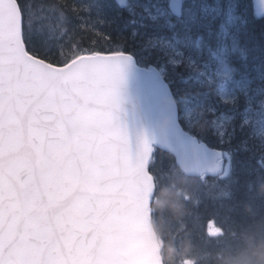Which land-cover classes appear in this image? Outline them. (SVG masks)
<instances>
[{
	"label": "snow or ice",
	"instance_id": "6c2138e0",
	"mask_svg": "<svg viewBox=\"0 0 264 264\" xmlns=\"http://www.w3.org/2000/svg\"><path fill=\"white\" fill-rule=\"evenodd\" d=\"M46 11L0 0V264H165L149 220L152 149L145 141L134 162L113 122L124 53L78 55L64 67L38 59L31 41ZM174 12L173 38L194 47L209 72L247 70L240 41L254 36L243 0H180ZM256 16L264 18V0ZM258 50L253 67L264 79ZM207 234L223 231L212 220Z\"/></svg>",
	"mask_w": 264,
	"mask_h": 264
},
{
	"label": "trees",
	"instance_id": "16d2710c",
	"mask_svg": "<svg viewBox=\"0 0 264 264\" xmlns=\"http://www.w3.org/2000/svg\"><path fill=\"white\" fill-rule=\"evenodd\" d=\"M149 1V0H148ZM29 2H35L40 5H48L51 7H59L58 21L66 27V32L62 35V38L47 39L44 42H39L37 39L32 38L31 48L39 57L48 58L49 60L60 62V58L67 61L71 57H75L82 51H105V50H123L134 54L138 61L143 65L156 64L166 67L168 71V78L177 100L181 101L184 97L190 96L192 93L197 95L203 100L197 101L201 104V108L197 111L198 116L195 120L187 123L191 131L197 133L202 139L209 142L211 145L225 149L229 152L232 162L231 171L223 176L214 180H208L201 182L203 185L185 187L180 184V187H175L170 180V184L173 187H167L168 178L165 176V172L162 169H167V163H171L170 169L176 175L174 180L178 176H182L170 154L162 151H155L154 159L150 166V171L157 177H163V180L158 181L157 190L154 196L152 205V221L157 230L160 233L161 238L165 241L168 249L169 239L166 236L167 231L161 225L163 221V208L164 216L168 204L171 202H177L179 200L185 202L184 207H179L181 214L186 213H198L200 212V218L198 221H194L193 217L181 218L182 227H187L186 231L192 230V227H200L203 229V237L209 241L227 240L230 239L232 233H236L234 236L242 234V231L248 229L245 227L249 225L248 219L240 214L232 213L225 214L223 209L224 205L222 200L227 202V198H232L233 187L236 179L239 178V188L236 189L242 195V191L246 190L245 181L248 180L252 184L250 189L253 191L257 187L255 183L260 181L264 185V134L254 126L253 123H246L244 120V109L246 106L252 105L264 113V79L258 78V72L253 67L256 64L261 63V60L253 58L254 49L251 47L250 42L255 41L259 46L264 45V37L261 36V31L264 29V18L256 16V7L258 0H243L245 15L249 21L247 26L254 39H242L240 45L242 48L247 49L248 59L239 60L240 64L247 63V70L243 67L239 70V75L244 77V86L238 92V96L233 100H226L218 96V100L213 102V94L216 89L214 85L199 84L193 80V72L190 67V60L182 58L178 60L174 51L165 47L164 45L153 42L155 36L161 32L169 31V29L163 26V31L156 28L157 22L145 18L144 9L142 7L134 6V9L123 10L118 12L115 9L110 8L108 13L109 2L108 0H87V5H83L82 2L73 0H29ZM100 9L99 13L104 11L102 18L108 22L103 24V21L99 22L98 17L94 15L93 8ZM61 15H67L64 21L59 18ZM89 16V17H88ZM102 16V15H101ZM100 16V17H101ZM91 17V18H90ZM99 17V18H100ZM135 17L140 19H134ZM95 20L97 24L96 28H91L87 25L86 20ZM58 21H51V24L57 25ZM165 22V20H163ZM72 22L76 25L72 27ZM85 25L84 27H79ZM78 28V29H76ZM112 31L111 33H109ZM185 53L189 52L188 47H183ZM264 59V57H261ZM264 72V68L260 70ZM251 80V83H249ZM194 83V84H192ZM223 84V83H221ZM192 85L194 87H192ZM224 107L226 110L233 114L232 120L229 123V133L223 139L219 133L212 129L209 123L211 116V109L205 110L207 107L212 108ZM205 110L204 112H202ZM202 113V114H201ZM251 140L255 141L254 145H251ZM166 158H165V157ZM245 164V166H244ZM244 167L241 174L237 175L238 168ZM258 168V170H257ZM161 170V173L159 171ZM170 171V170H168ZM253 172V173H252ZM184 178V177H181ZM196 179V178H195ZM192 181V180H191ZM242 181V182H241ZM199 184V183H198ZM167 188L171 191H180L184 197L178 199L173 192H167ZM182 188V189H181ZM205 195H211L222 197L218 199L219 203L204 206L205 201L203 197ZM239 196V198H241ZM164 200L168 204H161ZM190 204V205H189ZM217 208V210L215 209ZM260 214L264 217V200L262 206L258 208ZM215 220L217 226H219L223 234L217 237H211L207 234V224L209 221ZM160 222V223H159ZM230 232V234H229ZM231 241V240H230ZM229 241V242H230ZM234 243H231V245ZM241 241H239V247ZM226 248V247H225ZM223 248V249H225ZM165 252V250H164ZM166 255V253H165ZM166 261L168 258L166 255ZM170 264V263H167ZM199 264V263H198Z\"/></svg>",
	"mask_w": 264,
	"mask_h": 264
},
{
	"label": "water",
	"instance_id": "95a60500",
	"mask_svg": "<svg viewBox=\"0 0 264 264\" xmlns=\"http://www.w3.org/2000/svg\"><path fill=\"white\" fill-rule=\"evenodd\" d=\"M117 1L122 7L125 6V0ZM179 3L180 0H170L174 14ZM119 70L121 79L112 116L115 125L127 133L134 162L143 158L142 146L147 141L151 149L152 142L162 149H170L183 170L185 167L189 169L188 175L205 178L216 176L224 170L223 153L204 142L199 143L197 137L181 127L172 92L158 68L138 67L135 58L124 53L119 59ZM148 163L149 159L145 162L146 174H149ZM217 165L219 170L214 171ZM150 180L153 182L151 176ZM152 192L153 189L149 195Z\"/></svg>",
	"mask_w": 264,
	"mask_h": 264
},
{
	"label": "rangeland",
	"instance_id": "374dc122",
	"mask_svg": "<svg viewBox=\"0 0 264 264\" xmlns=\"http://www.w3.org/2000/svg\"><path fill=\"white\" fill-rule=\"evenodd\" d=\"M74 1V0H73ZM77 2H82V0H75ZM83 5H87V0H83ZM45 9H47L48 11H46L44 13V15L48 18L44 21V26L42 27L40 24L36 25V31L33 34L32 38L37 39L39 42H42L44 40V42L47 43L46 38L47 39H55L56 35H58L60 33V27L58 26L57 29L53 30L52 29V25H51V21H55L58 18H55L52 16V13H50L54 8H52L51 6L45 5L44 6ZM92 11H94V15L96 17H98L99 22L103 21V23L100 25L102 26L105 22H108L106 20H104L102 17L105 16V14L103 15L104 11L102 10V13H99L97 8H93ZM146 14L149 16L150 20L157 22V26L156 28L160 31H163V26L169 28V37L172 39H175L177 41V43L179 44V47H188L191 48L195 51L196 54H198L200 56V54L197 52V50L194 47H189L186 45L185 41L183 39H181L179 37V35L176 36V38H173V32L175 30H173L172 28H170L169 22H164L161 18H160V13H149L147 8L145 9ZM161 13H165L164 9L161 8L160 9ZM102 15V16H101ZM101 16V17H100ZM89 17V16H88ZM100 17V18H99ZM91 18V17H90ZM87 21V25L86 26H90L91 28H96L97 24L95 20H86ZM62 23L59 22V25H61ZM108 24V23H105ZM72 27L74 28V26L76 25L75 22H72ZM85 25H80L79 27H84ZM78 29V28H76ZM112 31H110L109 33H111ZM173 46L176 45L175 41H172ZM173 46L170 44H168L166 47L171 49L172 51H174L177 54V57L180 56V53L178 50H175L173 48ZM201 57V56H200ZM201 60H203V58L201 57ZM204 63V62H203ZM202 74L204 76H199V78H203L206 83L208 82H216V81H225L227 78H217L215 76V74L213 72H209L207 70V68H205L202 71ZM233 75L230 76V78ZM242 87V86H240ZM239 82L235 83V91L237 90V93L239 91ZM223 96L225 94V91L222 90ZM226 93L228 95L229 98H233L237 95H232V93L228 92V89L226 88ZM207 109H211L210 107H207L205 110ZM186 110L188 112H185V116L189 119V117H192L193 112H191V109H189V107H186ZM203 110V111H205ZM246 116L248 117V119L252 122L253 119L260 121V118H263L264 113L262 111H257L255 109H251L249 108V106L245 107L244 110ZM261 122V121H260ZM260 128L263 134H264V121L260 123ZM251 145L255 144V141L251 140ZM165 157V156H164ZM166 158V157H165ZM171 163H167V169H162L165 172V176H167L168 178V182H167V187H173L174 188L180 187V184H183L185 187L189 188L190 186H195V185H203L198 178L197 179H188L186 178L184 175L181 177L178 176L176 178V180L173 179V177H175L176 175L174 174V172L170 169ZM245 166V164H244ZM244 167H240V169L238 168L237 171V175L238 172L239 174L242 173ZM170 170V171H168ZM258 170V168H257ZM253 173V172H252ZM163 178V177H162ZM163 180V179H162ZM170 180H172V184L173 186H171L170 184ZM237 181H235L234 183H236V185L234 184L233 187V193H232V198H227V202L222 200V203L225 204L223 209L225 211V214H232V213H236V214H240L241 216H245L248 219V223H250L249 225H246L245 227H250L253 226L255 224H257L258 222L264 221V217L260 214V212L258 211V208L260 206H262L263 200H264V185L262 182L258 181L255 183V186L257 187V189L255 188V190H251L250 186L252 185L250 183V181L246 180L245 181V186H246V190L242 191V195L239 193V191L236 189L238 187L239 184V178L236 179ZM199 183V184H198ZM169 188H167V192H173L174 194L178 195L179 198H182L184 196L180 195V191H171ZM182 189V188H181ZM239 196H241V198H239ZM222 197V195L217 196V197H213L211 195H205L203 197V200L205 201L204 206L207 205H214L218 202V199H220ZM185 199H187V197H184ZM212 203V204H211ZM185 202L179 200L177 202H171L168 204V207L166 208V211L168 212L165 213L164 216V208H163V221L161 220V225L163 226V228H165V230L167 231L166 236L169 239V243H168V249L166 250V255L169 259V263L170 264H183L184 261H191L192 264H217L218 262V258L221 254H223L225 249H231V250H236L239 248V241L241 240H245V241H249V242H258L261 239V236L259 235H255V236H250L248 234L242 233L239 234L237 236H234V234L236 233H232L229 237L230 239L227 240H217V241H209L206 240L203 237V233H200L197 231L198 227H192V230L195 228V231H186L187 227H182V220L181 218H188V216L193 217L194 221H198L200 218V212H198L197 214L194 213H186V214H181L179 211V207L181 208V206L184 207ZM190 205V204H189ZM217 210V208H215ZM160 223V222H159ZM230 234V232H229ZM224 235V234H223ZM231 240V241H230ZM230 241V242H229ZM231 243H234L231 245ZM212 245V246H211ZM226 247V248H225ZM225 248V249H223Z\"/></svg>",
	"mask_w": 264,
	"mask_h": 264
},
{
	"label": "clouds",
	"instance_id": "9594fccd",
	"mask_svg": "<svg viewBox=\"0 0 264 264\" xmlns=\"http://www.w3.org/2000/svg\"><path fill=\"white\" fill-rule=\"evenodd\" d=\"M168 204L167 201L160 202ZM242 233L250 236L259 235L261 239L258 242H249L241 240V246L236 250L225 249L218 258L217 264H264V221L250 226Z\"/></svg>",
	"mask_w": 264,
	"mask_h": 264
},
{
	"label": "bare ground",
	"instance_id": "6f19581e",
	"mask_svg": "<svg viewBox=\"0 0 264 264\" xmlns=\"http://www.w3.org/2000/svg\"><path fill=\"white\" fill-rule=\"evenodd\" d=\"M52 8H54L50 13H52V16L53 17H55V18H58V13H59V7L58 6H54V7H52ZM98 10H100V9H98ZM65 17H67V15H61L59 18H61L60 20H62V21H64L66 18ZM55 40V39H54ZM255 40V39H254ZM250 45H251V47L254 49V51H253V58L254 57H256V56H258L260 53H259V47H258V45L256 44V42L255 41H252V42H250ZM242 182V181H241ZM239 184H240V182H239ZM239 184H238V188H239ZM241 185V184H240ZM245 187V185L242 187V188H244ZM197 231L198 232H200V233H203L202 231H203V229L202 228H200V227H198L197 228ZM235 235V234H234ZM212 246V245H211Z\"/></svg>",
	"mask_w": 264,
	"mask_h": 264
}]
</instances>
